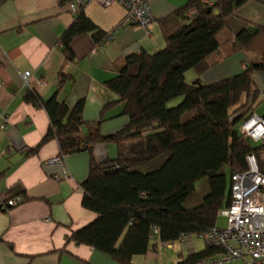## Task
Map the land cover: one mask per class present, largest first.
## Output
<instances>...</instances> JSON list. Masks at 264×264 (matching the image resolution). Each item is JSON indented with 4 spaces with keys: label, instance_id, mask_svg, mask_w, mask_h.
<instances>
[{
    "label": "trees",
    "instance_id": "obj_1",
    "mask_svg": "<svg viewBox=\"0 0 264 264\" xmlns=\"http://www.w3.org/2000/svg\"><path fill=\"white\" fill-rule=\"evenodd\" d=\"M206 1L188 0L159 20L163 48L114 63L116 75L105 85L123 103L128 121L120 130L102 135L99 118L84 133L89 123L82 119L83 99L69 106L57 93L43 99L28 89L24 95L49 119L45 134L27 154L49 140L57 142L61 157L90 153L97 143L136 142L127 153L121 148L115 159L91 160L81 204L95 217L72 230L67 241L131 264L133 256L155 246L150 242L153 229L157 240L171 243L182 234L198 235L216 226L218 212L230 200L226 169L244 170L250 153L261 162L262 146L253 145L239 126L260 104L254 76L264 72V27L248 23L233 33L227 24L249 0ZM191 8L196 13L188 20ZM73 17L58 41L65 61L74 59L70 43L75 36L90 33L97 44L106 34L83 10ZM237 52L247 66L240 72L207 83L186 80L188 70L200 75ZM57 77L62 83L66 75L60 70ZM177 97L181 101L168 106ZM219 251L207 245L176 264H196Z\"/></svg>",
    "mask_w": 264,
    "mask_h": 264
},
{
    "label": "crops",
    "instance_id": "obj_2",
    "mask_svg": "<svg viewBox=\"0 0 264 264\" xmlns=\"http://www.w3.org/2000/svg\"><path fill=\"white\" fill-rule=\"evenodd\" d=\"M63 1L0 0V195L24 199L16 206L0 208V264H121L90 246L67 241V236L95 217L81 204L82 183L91 160L115 159L121 148L127 153L136 142L97 143L90 153L65 155L62 164L51 161L59 156L55 140L27 154L45 134L49 119L42 107L25 102L24 95L28 89L43 99L57 93L69 106L83 99L82 119L89 123L83 126L84 133L99 118L102 135L120 130L128 118L122 113L123 103L105 85L116 75L114 63L131 54L163 48L159 20L188 2L149 0L154 18L149 33L136 25L124 26L100 46L90 33H82L70 43L74 59L65 61L58 41L74 17ZM83 13L107 32L123 18L124 8L117 2L94 1ZM248 23L264 27V0H249L227 18L233 33ZM243 60L244 55L237 52L202 74L195 73L196 78L188 82L229 77L242 70ZM27 70L31 77L24 84L22 73ZM60 70L66 75L62 83L57 77ZM254 81L260 88L264 73L258 72ZM192 236L171 243L151 239L155 246L133 256L131 264H176L207 246L197 235L200 243ZM227 264L244 263L235 259Z\"/></svg>",
    "mask_w": 264,
    "mask_h": 264
},
{
    "label": "built area",
    "instance_id": "obj_3",
    "mask_svg": "<svg viewBox=\"0 0 264 264\" xmlns=\"http://www.w3.org/2000/svg\"><path fill=\"white\" fill-rule=\"evenodd\" d=\"M98 1L105 5L117 2L124 8L123 18L109 29L100 43L111 40L124 26L136 25L150 32L154 20L150 10L149 0H64L67 11L74 16L91 2ZM206 3V0H201ZM196 13L191 8L187 13L190 20ZM242 63V68H246ZM31 72L22 73V81L28 84ZM1 84V81H0ZM259 102L264 103V84L259 88ZM240 124L239 132L252 142H260L261 162L253 153L246 155L247 167L244 170H232L230 173V200L219 212L225 218V226H214L204 233L198 234L208 246L219 247L221 252L216 257L208 258L200 264H227L235 259L244 264H264V113L259 115L255 110ZM62 164V157L51 160ZM22 197L4 198L0 195V208H9L20 204ZM153 229L151 238L157 240ZM190 234L180 235L178 240H184Z\"/></svg>",
    "mask_w": 264,
    "mask_h": 264
},
{
    "label": "rangeland",
    "instance_id": "obj_4",
    "mask_svg": "<svg viewBox=\"0 0 264 264\" xmlns=\"http://www.w3.org/2000/svg\"><path fill=\"white\" fill-rule=\"evenodd\" d=\"M264 73V72H263ZM185 77L187 79V81H192L193 79L196 78L195 76V71L193 69H190L188 70L186 73H185ZM182 97H177L173 100H171L169 103H168V106H174L176 104H178L180 101H181ZM259 115L263 114L264 113V103H262L261 105H259L256 110H255ZM187 117L189 116L186 115ZM186 117H184L185 119ZM254 144L253 145H258L259 143L258 142H253ZM226 175H227V178L229 179L230 178V171L229 169L227 168L226 169ZM225 218L223 216L220 215V212H218V216H217V221H216V224L220 227H224L225 226ZM193 240H195L197 243H200L201 240L197 237V236H192Z\"/></svg>",
    "mask_w": 264,
    "mask_h": 264
}]
</instances>
